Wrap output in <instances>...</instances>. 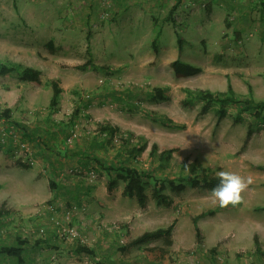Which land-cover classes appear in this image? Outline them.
<instances>
[{
    "label": "rangeland",
    "instance_id": "obj_1",
    "mask_svg": "<svg viewBox=\"0 0 264 264\" xmlns=\"http://www.w3.org/2000/svg\"><path fill=\"white\" fill-rule=\"evenodd\" d=\"M64 5V3L59 4L58 0H0V62L19 63L40 72V85L22 82L16 75L0 76V113L7 108L6 102L15 104L21 114L16 120L24 122H10L19 126L10 128H17L16 136L21 142H26L28 147L35 150L36 156L55 163L59 160L58 164L64 168L61 172L62 178L68 180L71 187L76 185L78 188L76 190L74 187L72 195L71 191L69 195L64 193L67 197L73 196L71 203H55L53 206L56 210L59 204L70 210L74 207L70 215V226L78 229L80 235L86 239L87 243L84 246L91 249L93 254L92 256L84 254L80 262L82 264L83 262L85 264H122L124 262L136 263L141 259L137 249L125 253L118 252V249H115L117 241L107 244L106 239L103 244L94 247L97 240L94 238L96 237L95 230L106 228L113 232L114 230L119 231L120 244H126L127 241L129 242L142 233L152 231L160 223H151L144 211L151 208L152 215L158 219L157 222L165 218L164 214L160 216L155 211L161 204L151 197L154 182L166 186L163 193L170 198L169 206L175 204L173 207L183 216L182 226L188 230H191L190 221L195 214L213 209L216 212L213 217L200 221L202 231L207 236L215 233L218 228L221 233L215 238H223V236L229 240L239 238L241 244L249 241L253 243L254 236L257 239L258 236L263 238L264 126L259 127L246 140L247 128L254 121L250 114L239 113L237 105L226 104L224 106L225 115L222 117L215 112L217 106L201 113L202 103L199 101L193 108H185L181 105V101L186 96L185 89L203 90L209 86L213 92H221L224 90L226 81L231 83L238 96L251 97L254 101L264 100V32L259 29V25H255L253 30L245 29L241 33L242 36L231 34L226 41L225 37L228 35L222 37L221 29L213 30L212 39L207 41L211 51L208 57L210 61L206 62L205 58L196 65H200L199 67L204 69V72L190 78H176L168 63L158 62L155 59L148 63H126L121 58V61L115 63L114 59L118 57V53L117 51L113 53L111 47L108 46V43L113 41L110 24L114 19L107 20L105 24L102 22L95 30L65 32L62 29L61 34L58 33L59 41L57 43L50 41L47 32L51 23L55 24L58 21L64 24L66 22L65 19L59 20L65 10ZM169 12L162 20L156 17V26H154L156 28L150 35L147 32L141 35L142 41L151 45V41L155 40V43L158 42L160 45L164 44L171 49L177 48L175 31L173 30L175 34L171 35L168 29L161 30L164 21L171 24L173 29L175 27L172 24L171 15L173 13L169 15ZM103 30L110 33L109 37L107 36L108 39L98 37ZM193 39V43H196V36H193ZM221 40L226 43L227 47L222 49L224 52L220 55L215 53V48H220ZM49 42L52 43V52L47 46ZM25 50L38 59L36 61L30 59V55H27ZM86 62H91L94 66H107L108 69L94 70L85 66ZM114 63L116 66L113 65ZM54 80L59 83L62 93L57 111L51 112L48 105L51 90L47 85ZM153 88H166L165 95L168 100L153 101L151 99ZM83 96L92 101L88 109L93 117L101 123L110 122L109 124L116 126L120 131L113 136L110 142L103 144L105 153L100 152L98 156V153L93 152V157L89 159V162L83 160L86 156L90 157L89 153L82 155L83 157L80 156L79 146L82 143L90 144L87 140L89 138L83 139V134L87 131L90 133L84 134V137L92 136L91 133H94L97 128L96 122L93 120L83 122L89 119L83 117L86 116L88 109L78 118L82 120L81 122L78 119L71 124L67 122L78 100ZM150 112L165 116L174 124L183 125L184 128L163 126L148 117ZM238 116L241 118L239 121L236 120ZM30 119L33 122H30ZM2 126L0 124V128ZM21 126L25 128L23 129L26 132L24 137ZM70 134H74L75 139L70 145H66L65 140ZM122 134L131 135L133 138L131 144H135L138 138L146 142V150L127 162L129 166L150 175L145 179L147 201L144 208L138 206L134 199L121 195L123 185L121 181H117L110 192L106 188L109 178L103 171L102 165L111 166L123 161L125 147L123 149L120 138L126 135ZM53 142L60 147L57 148L60 151L59 155L54 151ZM150 143L157 145L158 153L161 146L169 145L176 146L177 151L172 153L170 159L159 162L158 153L152 159L148 157ZM8 146L12 148V153L17 149L11 141L0 145V149ZM96 151H99V148H96ZM77 157L81 159L77 160ZM13 159L16 162L20 161L14 155ZM184 159L188 162L196 161L211 175L222 177L228 187L215 190L187 187L181 193L172 192L167 181L182 177L178 164ZM85 163L87 166L84 168ZM22 168L25 170V167ZM88 188L89 194H85ZM91 192L92 195L93 192L95 193L97 203L90 207L91 211L100 210V202H103L116 205L119 208L118 212L122 215L106 225L97 218L93 223L88 219H81L78 209L81 208L82 203L77 201L81 196L91 197ZM48 205L50 204L46 203L38 209L36 207L33 218L30 217L32 213H26L23 217L14 212L8 214L5 222L2 221L0 224L5 230L1 238L9 237L15 244L20 237H28L27 232L43 224L46 238L39 239L34 234L30 239L31 244L33 243L37 250L34 254L38 255L35 257L41 258L42 256H39L46 254V251L52 254L66 249V256H74L71 250H74L77 242H58L54 235L61 226V217L65 211L55 213L54 221L50 223L45 209ZM164 207L168 206L164 205ZM0 212L2 215L4 210ZM86 225L88 228H93L92 233H89L92 237L85 235V229L88 233ZM114 234L117 233L114 232ZM100 237L101 235L99 239ZM49 240L51 243L48 244ZM165 245L167 244L154 242L147 247ZM210 252L214 253L210 248H206L205 252H197L195 248L186 250L184 252L185 264H207L208 259L202 254H210ZM215 254L221 255L216 256L219 258L216 259L217 264L227 263V255L219 254L217 250ZM215 254L212 255L215 256ZM231 256L233 257L232 263L238 261L239 258L234 254ZM102 257L109 260L103 262ZM11 260L17 261L15 258Z\"/></svg>",
    "mask_w": 264,
    "mask_h": 264
},
{
    "label": "crops",
    "instance_id": "obj_2",
    "mask_svg": "<svg viewBox=\"0 0 264 264\" xmlns=\"http://www.w3.org/2000/svg\"><path fill=\"white\" fill-rule=\"evenodd\" d=\"M58 1L59 4L64 3L65 6L68 4L71 5L69 10L71 13H69L64 24L59 23L57 20V22L53 24L50 20V23H52L47 32V37L50 41L57 43L62 29L65 32H68L69 30L87 31L89 29L95 30V28L99 26L100 23L96 12V5L94 4L95 0ZM173 5H176L172 14V20L175 27L173 29L171 24L164 21L165 23L163 22L161 30L166 31V29H168L171 35L175 31L176 35L182 42V51L179 59L187 63L198 65L199 62H202L205 58L206 62L210 61V58L208 57L211 54V51L207 45V41L212 39L213 30L218 31L221 29L222 37L228 35V37H225V41L231 37V34L241 35L245 29L253 30V27H256L255 25H259V29L264 32V0H114L112 14V18L114 20L110 24L113 31V41L108 43V46L111 47L113 53H116V51L118 53V57L114 59L115 63L121 61V58L122 61L126 63H148L154 59L158 62L168 63L175 60L178 57L177 48L173 47L171 49L169 46H165L164 44L160 45L157 42V53L155 54L152 46L141 39V35H145L146 32L149 33V35L153 33L154 28H156L154 27L156 26V17L161 20L165 18ZM158 23L160 24V22H157V24ZM109 35L110 33H106L103 30L102 34L98 35V37L107 38ZM193 36H196L197 38L196 43H193ZM120 38L121 40L119 41ZM96 39H98L97 36ZM219 47V49H217V47L215 48V53L221 55L224 52L222 49L227 47L226 43L221 40L219 42ZM26 53H28L27 55H30V59L33 61L38 59V57L33 56L30 52L26 51ZM115 63L113 65H115ZM202 71L204 72V69ZM227 84L228 82L226 81L224 83V90H226ZM203 90L213 92V89L209 86L207 88H203ZM5 106L11 109L12 118L15 119L16 122H24L22 120H16L21 114H19L18 108L15 107V104L6 102ZM85 117L89 119H86L83 122H92L93 120L96 124L101 123V121H99L96 117H93V114L89 109L86 111ZM29 121L33 122L31 119ZM79 121L81 122L82 120L79 119ZM88 133L90 132L86 131L84 134L88 135ZM84 134L83 139L89 138L87 140L90 141V144L82 143L79 146L80 156L88 155L89 153L91 157L93 152L95 154L98 153V156L100 155V152L105 153L104 147H90L93 144V142H91L93 140V134L92 137L90 135L84 137ZM94 137L96 138L95 142H99L98 145H101V137ZM55 138L56 137L54 136V139ZM53 147H55L54 149H56L57 153V151H59L57 148L60 147H58V145L54 142ZM94 148H99V151H96ZM57 155L59 154L57 153ZM76 159L80 160L81 158L77 157ZM32 160L33 163L24 170L13 159V153L11 150L7 148L0 149V211L2 209L4 210L2 215H0L2 217H0V224L2 221L6 220L7 215L11 212L18 214L21 217H23V215L25 216L26 213H32L30 217L33 218L36 207L38 209L46 203H71V201H73V196L67 197L63 194V192H65L64 187L74 189V187L76 188V185H72L71 187L70 182L62 178L61 172L64 168H62L61 164H58L60 161L58 160V162L55 163L46 160L43 157L36 156L35 150L32 151ZM86 166L87 164L85 163L84 168ZM49 181H53L62 186L58 189H51ZM77 189L78 188H76V190ZM92 196H96L94 192ZM77 202L82 203L80 205L81 208L78 209L79 217L81 219H88L92 223L97 218L101 220V223L104 222L103 224L105 225L110 224L114 218L122 215L118 212L119 208H117L116 205L113 206L112 204H105L103 202H100V210L91 211L90 207L95 205L96 200H90V197L87 196H81ZM169 205L170 203L166 205L168 207L165 208L164 205L161 204V206L155 210L160 216L163 214L165 216L164 220H160V222H157L158 219L152 215L153 211L151 208L144 211V214L146 217L149 216L151 223H160L152 230L158 228V226L166 227L172 223L174 224L170 242H168L165 246H159L160 248H166L171 251L173 259L172 264H185L186 259L184 257V252L192 248H195L197 252H205L206 248H210L214 251V253L210 252V254H202L208 259L207 264H217L216 256L220 257L221 255H216V250L219 254L225 256L227 255L226 264H264V237L262 238L261 236H258L259 250L257 251L255 245L250 241L246 244H241L239 238L238 240H229L224 238V236L223 238H215L221 233L218 228L215 230V233L207 236L202 231V226L200 224L203 242L200 246H197L192 229L188 230L186 227L182 226V214H179L178 210L173 207L175 205L174 203L171 206ZM87 226L88 225H86V228H88ZM91 229L93 228H88V233L87 229H85L86 231L84 230L85 235H89L88 237H92L90 235L92 233ZM114 232L117 234H114ZM114 232L107 230L106 228H102L100 230L96 229V237L94 238L97 240L94 247H98L101 243L103 244V241L105 242L106 239L107 244H110L111 241L115 243L117 241V243H119V231L114 230ZM120 233L122 234V232ZM99 235H101L100 239ZM17 238H19V236ZM91 239L93 240V238ZM11 241L12 240L9 237H6L5 239L1 238L0 247H4L5 244H7L6 246L15 245ZM49 243H51L50 240L48 241V244ZM156 243L165 242L157 241ZM45 245H47V243ZM23 248L22 264H82L80 261H82L83 256H85L84 254H74V256L72 255L70 257L66 256V249L56 251L52 254L50 251H46V254L43 253L39 256L42 257L38 258L35 257L38 254H34L37 250H35L33 243L31 244L29 241L27 245L23 246ZM212 254H215V256ZM233 254L235 257L239 258L238 261L234 263H232L233 257L231 256ZM101 260L104 262L109 259L102 257ZM83 263L85 264V262ZM0 264H18V262L11 260V258L0 256Z\"/></svg>",
    "mask_w": 264,
    "mask_h": 264
},
{
    "label": "trees",
    "instance_id": "obj_3",
    "mask_svg": "<svg viewBox=\"0 0 264 264\" xmlns=\"http://www.w3.org/2000/svg\"><path fill=\"white\" fill-rule=\"evenodd\" d=\"M97 1L98 0H95L94 4L96 5V12L99 19V23L100 24L102 22L105 23L107 22V20L113 19L112 18L113 10H111V12L108 14V17L106 19L102 20L99 18V14L97 11ZM70 6L71 5L69 4L67 6L64 5L65 10H63V13L60 15V19L58 17L60 21L62 19L65 20L67 19L69 13H71L69 11ZM112 7H114L113 0H112ZM175 8L176 5H173V7L169 12V15L173 13ZM173 23L174 22L172 21V24ZM176 42H177L178 57L175 60L168 62V66L171 69L173 75L176 78H190L199 75L202 72V69L199 66L181 61L179 59L180 53L182 51V42L178 38V36L176 38ZM47 46L49 47V50L52 52L53 51L52 43L49 42ZM151 46L154 53L156 54L157 51H156L155 40L151 41ZM85 66H89L94 70H101V71H105V69H108L107 66H94L91 64V62H86ZM9 75H16L18 79L21 80L22 82L31 83L34 85H40V72L37 69L24 66L19 63L0 62V76H9ZM47 86L50 87L51 90V95L49 98L48 105L51 112H55L58 109L57 107L61 99L62 89L60 88L59 83L56 80L50 81ZM165 91L166 88H153L151 92V99L153 101L168 100L167 96L165 95ZM184 92L186 96L181 101V105L185 108H193L195 103L199 101L202 103L201 113H205L211 107L217 106L218 108L215 110V112L219 117H222L225 115L224 106L226 104H234L237 105V107H239V113L250 114L254 122H251V125L248 126L247 128L246 136H245L246 140L252 135L253 132L259 129V127L264 126V100L254 101L251 97L238 96L229 82L227 84L226 91L222 93L211 92L209 90H201V89H195V90L185 89ZM91 103L92 101L86 98V96H83L81 99H79L78 104L75 106L67 122H69L70 124L75 122L76 119L80 118L81 115L84 114V111L91 105ZM83 117H85V115ZM148 117L162 124L163 126L177 127L181 129L184 128L183 125H176L169 118L165 116H159L152 112L148 113ZM0 118H1L0 122H3L1 123V125L4 126V128L3 126L2 128H0V133L8 132L11 126L19 127L16 124L10 123V122H16L15 119L12 118L10 108L4 109V111L0 113ZM236 120L237 121L241 120L240 116L236 117ZM21 128H22L21 130L22 135L24 137L26 132L23 131V129L25 128L24 126H21ZM119 132L120 131L116 126H113L108 122L97 124L96 131L91 134H93L94 136L101 137L102 143L101 145H98L99 142H95L96 138L92 135L93 140L91 142H93V144L90 147L92 148L96 146L103 147V144L105 145L107 141L110 142L111 139H113V136ZM52 135H50V137ZM72 135L73 134H70L66 138L65 140L66 145H70L72 141L75 139L74 136V138H71V140L67 142V139L70 138ZM122 135H126V134H122ZM120 140L123 149L125 147V157L123 155L124 157L123 161H121L119 164L111 165V166L102 165L103 171H105L106 175L109 178L106 188L107 191L110 192L115 187L117 181H121L123 184L121 195L128 199H134L136 203L142 208L145 206L147 201V196H146L147 182L145 181V179L149 178L150 175L144 171H139L135 167L129 166L127 162L131 158L133 159L134 157L139 156L141 153H143L146 150L147 148L146 142L142 141L141 138H138L135 144H131V141L133 140V138H131V135H126L125 137L120 138ZM8 142L10 143V139H8ZM8 147L6 148L11 150V148ZM161 147L162 148L158 153L157 145L154 143H150L148 145V157L152 159L158 153L157 160L159 162H162L170 159L172 153L177 151V147L173 145L161 146ZM29 151H30V159L32 160L33 149L30 148ZM54 151H56V149ZM57 153L59 154V151H57ZM92 157L93 156L91 157L86 156L83 160L89 162V159ZM17 163L19 164L20 167L26 168L30 166L20 161H18ZM178 169L182 173V177H178L175 180L171 179L167 181V185L172 192L181 193L185 191L187 187L191 189H201V190H215V189H224L228 187V184L222 177L211 175L206 168L198 164L196 161L188 162V160L184 159L178 164ZM49 185L51 189H58L60 186H62L53 181H49ZM64 188H65V192H63V194L66 193V195H69V191L74 190L67 187ZM165 189L166 186L164 184H159L154 182L151 192L152 199L155 200L156 202H159L162 205H168L170 203V198L168 195L163 193ZM89 191L90 190L88 188V190H86L84 193L89 194ZM90 200L95 201L96 198L94 196H91ZM215 214L216 212L213 209L204 210L191 218V229L193 231L197 246H200L202 244L200 221L207 218H211ZM173 227L174 224L172 223L171 225L166 227H159L152 231L144 232L141 235L133 238L126 244L124 243L120 244V242L119 244L116 243L115 249H118V252L120 253H125L134 249L139 250L141 259L138 262L136 263L124 262L122 264H154V263L172 264L173 259L171 256V252L168 249L160 248V247H147V246L157 241H163L166 244L170 242ZM30 239H31L30 235L26 238L20 237L19 240H16L15 245L0 247V256H5L7 258H15L18 264H22V253L24 250L23 246L27 245ZM253 243L258 251L259 242L256 236H254L253 238ZM35 244L36 243H34V245ZM71 251L73 254H78V255L79 254H85L88 256L93 255L91 249H88L85 246H80L78 244L76 245L74 250Z\"/></svg>",
    "mask_w": 264,
    "mask_h": 264
},
{
    "label": "built area",
    "instance_id": "obj_4",
    "mask_svg": "<svg viewBox=\"0 0 264 264\" xmlns=\"http://www.w3.org/2000/svg\"><path fill=\"white\" fill-rule=\"evenodd\" d=\"M112 10V0H98L97 1V11L99 14L100 19H106L108 17V14ZM3 122H0V124ZM17 130L16 128H9L8 132H1L0 133V145L6 143L8 139L14 144L15 149L13 151V155L16 159H19L20 162L26 163L27 165H31L33 162L30 159V147H28L26 142H21L20 139L16 136ZM74 134L67 139V142L71 140V138H74ZM46 214L47 218L52 223L54 221V214L59 213L61 210H64L65 212L62 214V222L60 223L61 226L56 230L55 237L57 241H63V242H72L76 241L78 245L84 246L87 242L86 239L80 235V232L76 227L70 226L71 218L70 215L72 214L74 207L70 209H67L63 205H58V210L55 209L53 204H50L46 206ZM66 222V224H65ZM59 224V225H60ZM5 234V230L3 227L0 226V238ZM28 236H38L39 239H45L46 238V230L45 226L43 224H39L36 229L31 230L30 232H27ZM219 259V258H217Z\"/></svg>",
    "mask_w": 264,
    "mask_h": 264
}]
</instances>
